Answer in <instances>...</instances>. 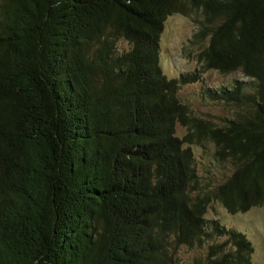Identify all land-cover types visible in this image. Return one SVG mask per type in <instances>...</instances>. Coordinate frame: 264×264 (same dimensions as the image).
Wrapping results in <instances>:
<instances>
[{
    "label": "trees",
    "instance_id": "trees-1",
    "mask_svg": "<svg viewBox=\"0 0 264 264\" xmlns=\"http://www.w3.org/2000/svg\"><path fill=\"white\" fill-rule=\"evenodd\" d=\"M174 14L198 25L199 66L168 77ZM209 70L245 80L209 87ZM193 83L230 117L194 115ZM193 147L229 175L201 189ZM212 200L264 204V0H0V264H177L181 247L252 264Z\"/></svg>",
    "mask_w": 264,
    "mask_h": 264
},
{
    "label": "rangeland",
    "instance_id": "rangeland-1",
    "mask_svg": "<svg viewBox=\"0 0 264 264\" xmlns=\"http://www.w3.org/2000/svg\"><path fill=\"white\" fill-rule=\"evenodd\" d=\"M192 17L174 14L168 17L164 23L160 38L161 61L163 71L168 77H175L180 72L194 70L199 66L196 59L197 44L193 39L198 25ZM118 44L126 47L124 42ZM234 79L245 80L239 72L222 74L215 70H209L204 75L205 85L209 87L228 85ZM179 95L189 105L192 113L200 118L221 122L220 118L231 115V109L228 106L205 98L200 83L181 87ZM176 133L182 136L185 133V128L177 125ZM193 150L201 189H208L222 182L229 175L226 165L217 164L212 160V152L209 147L208 149L193 147ZM206 216L218 218L224 224L236 227L237 230L245 233L253 246L252 264H264V204L260 207H253L243 214L229 215L220 203L212 200L207 207ZM199 253L200 250L197 248L181 247L177 264H188Z\"/></svg>",
    "mask_w": 264,
    "mask_h": 264
}]
</instances>
